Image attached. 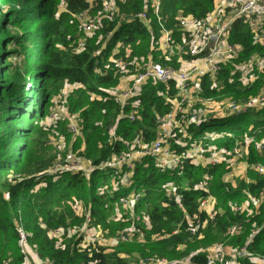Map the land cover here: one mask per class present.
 <instances>
[{
    "label": "trees",
    "instance_id": "1",
    "mask_svg": "<svg viewBox=\"0 0 264 264\" xmlns=\"http://www.w3.org/2000/svg\"><path fill=\"white\" fill-rule=\"evenodd\" d=\"M105 1H111L110 9L96 20L97 28L91 36H85L80 50L64 52L58 45L69 48L73 41L75 48L80 35L72 33L65 41L52 37L56 30L73 18L80 28L75 31L81 33L76 15L99 8L101 11V0H62L65 12L59 19L55 14L60 0H0V180L9 174L22 175L18 184L0 188V263L24 262L17 246L15 223L20 219L29 249L41 260L51 264H126L118 246L131 244L135 233L144 231L143 221L148 219L151 235L156 238L150 240L148 235L145 243L132 245L130 250L144 261H149L151 255V259L170 260L181 255L177 247L182 245L188 249L182 254L187 264H206L210 252L197 244L202 239L209 238L211 242L226 237L236 247L245 246L248 257L263 259L252 263L246 257L239 264H264V200L251 213L243 208L234 209L240 207L246 193L259 197L264 192V156L249 142L264 139V105L242 115H231L235 117L231 124L216 128L223 133L216 140L218 146L225 149L244 144L247 164H263L262 173L247 168L250 180L239 186L235 183V188L225 181L229 170L222 164L201 167L184 160L181 168L166 170L157 167L150 157H142L135 163L129 180L121 173L113 181L110 172L98 168L89 175L44 176L55 158L52 138L62 136L68 143L71 137L65 119L46 127L38 125V121L49 116L51 102L62 88L69 90L67 113L76 116L81 128L72 147L94 167L129 152L124 142L135 141L139 146L155 140L157 120L172 109L175 101L173 83L143 82L138 96L130 100L137 104L134 120L118 117L122 109L108 98V93L120 84L124 69L127 77H131L149 59L179 68L177 55L168 56L158 49L159 24L177 38L182 34L180 17L206 19L215 3V0H161L157 18L150 8H145V0ZM143 10L147 11V23L134 18ZM108 32L112 33L109 38ZM228 41L241 46V51L229 65L221 67L214 80L221 82L219 85L225 91L239 85L231 74L232 62L248 59L253 53L264 55V46L255 43L253 31L242 19L233 21ZM17 56L21 61L16 60ZM135 59L138 69L132 63ZM118 60L126 63L124 68L116 64ZM214 81L206 78L202 81L200 96L215 95ZM110 128L114 130L113 138L108 134ZM175 132L172 130L170 134ZM188 133L192 134V140L201 136L196 127ZM124 180L128 185L123 186ZM203 180L207 182V192L191 189ZM2 190L9 192L7 200L1 199ZM136 193L141 197L131 209L118 203L120 197L131 199ZM72 197L82 201L87 216L74 213L69 204ZM207 197H210L207 210L216 212L213 218L206 216V209L200 210V201ZM232 226L236 229L230 235ZM71 228L75 231L67 235ZM89 228L103 240L85 242L82 234ZM191 228H195L194 233ZM51 229H63L64 234L61 238L49 237ZM120 235L126 240H120ZM60 241L66 245H60ZM106 241L113 245L110 251L102 244Z\"/></svg>",
    "mask_w": 264,
    "mask_h": 264
},
{
    "label": "built area",
    "instance_id": "2",
    "mask_svg": "<svg viewBox=\"0 0 264 264\" xmlns=\"http://www.w3.org/2000/svg\"><path fill=\"white\" fill-rule=\"evenodd\" d=\"M102 1V9L94 17H91L88 11L79 12L76 15L81 29L84 33H91L97 28L96 20L103 18L110 9L111 1ZM161 0H152L151 13L159 18ZM142 23L148 22L147 11H139L134 15ZM235 19H242L253 31L255 41L264 39V0H215L212 12L208 18L200 21H194L190 18L180 17L178 19L179 29L182 31L177 38H174L170 31L159 24L160 36L158 40V49L168 55H177V60L180 62V67L175 68L171 65H162L158 62L148 60L140 69L131 77L123 74L120 77V84L111 88L108 93V98L113 99L120 106L122 112L119 118L126 117L128 120H134V111L137 108L136 102H131L133 97H137L140 90V85L146 80L153 83L166 84L172 82L175 89V101L172 109L163 117L159 118L158 133L154 141L150 143H141L135 145V141L131 144L124 142L128 151L124 155L114 157L102 161L98 166L94 167L91 162L83 157H79L77 151H74L72 144L80 136L81 128L74 114H68L66 108V98L68 89L62 88L56 98L51 102L49 111V125L56 123L58 120H66L67 130L70 133V141L64 140L62 136L57 139L52 138L53 152L58 155V158L48 170L43 172L44 176L58 177L65 173H83L89 175L94 169H102L110 172L111 180H115L121 173L123 178L130 179L136 162L142 157H150L155 165L161 169L177 170L181 168L184 160H189L191 164L201 167H213L219 164L224 165V168L229 170L228 176L241 167L252 168L258 173L263 172V164L256 163L248 165L246 162V150L238 144L230 148H221L217 145L216 140L222 138L223 133L217 132L216 128L206 129V121L213 119L228 118L231 115H242L245 112L258 108L264 105V94L252 103L250 101L242 102L241 104H232L228 109H224L217 114H209L200 116L196 112H192L194 103L191 101V91H196L198 95L202 93V81L206 78L213 81L222 66H227L230 62L239 56L241 46L232 44L228 41V33ZM111 32L106 34V37L111 36ZM82 45V44H81ZM80 45V46H81ZM191 58L189 61L184 58ZM134 62V61H133ZM132 62V63H133ZM264 62V58L262 59ZM258 69L264 72V64L259 65L256 62ZM118 66L125 67L126 63L121 60L116 62ZM264 92V90H263ZM207 99L202 95L197 97L199 103L205 102ZM130 108L128 112L126 109ZM225 114H228L225 116ZM223 116V117H220ZM212 120V119H211ZM192 127L201 130L200 138L192 140V134L188 130ZM172 130L176 132L170 134ZM108 134L113 138L114 130L110 128ZM229 135V134H228ZM252 142L254 150L264 156V139ZM174 144V146H172ZM180 148L183 150L180 151ZM82 150V149H81ZM248 182V180H246ZM123 186L128 185L124 180ZM44 186L43 182L39 183ZM171 189V185H168ZM233 182L231 188H235ZM188 189V188H186ZM191 189L202 190L207 192V182L201 181L193 184ZM228 190V187L225 188ZM141 197L140 193L132 194L131 199L124 196L120 197L118 203L124 208L131 209L133 204H136ZM176 195V200H178ZM264 200V192H261L259 197H254L246 193L244 203L235 211H239L250 202L252 205H259ZM210 203V197L200 201L201 209H206V216L213 218L215 211L207 210V205ZM71 209L76 215H86L82 201L72 197L69 202ZM140 220V217H136ZM89 221V218L87 217ZM17 228V246L20 253L23 255V264H51L47 260H41L36 253L31 251L27 245L26 233L22 227L21 220L16 221ZM235 226L229 229V234L235 232ZM74 228L67 230V235L73 233ZM191 232H195V228H191ZM64 234L63 229H51L48 231L49 237L61 238ZM97 232L93 228L87 229L82 238L85 242L102 241L96 236ZM67 237V236H66ZM120 240H126L124 235L119 236ZM218 245V244H217ZM213 246L207 256L206 264H232L231 258H246L250 254L245 246L236 247L230 253L226 252L222 245ZM217 246V247H216ZM145 264H187L180 261H172L167 259H150Z\"/></svg>",
    "mask_w": 264,
    "mask_h": 264
},
{
    "label": "rangeland",
    "instance_id": "3",
    "mask_svg": "<svg viewBox=\"0 0 264 264\" xmlns=\"http://www.w3.org/2000/svg\"><path fill=\"white\" fill-rule=\"evenodd\" d=\"M151 3L152 0H145V4L147 5L145 8L149 9L151 8ZM100 11V8L96 11H92L90 14L91 17H94L97 15V13ZM65 9H64V5L62 4V0H60V2L56 5V14H55V18L59 19L60 18V14L64 13ZM71 18V17H70ZM64 20H66L64 18ZM62 20V21H64ZM57 21V20H55ZM75 30H80L79 26L76 25V22L74 21L73 18L67 20V22L64 23L62 28H58V30H56V34L55 36H52L53 38H61L64 39L65 41H67L70 37V34L75 33L76 36L80 35V38L74 48V45L72 44L73 41H70V43L68 44L69 48H65L61 45H58L59 49H62L64 52H66L67 50L71 49H76L79 51V46L82 44L83 45V39L85 38V36H91L92 33H85L81 31V33H77ZM80 32V31H79ZM92 39V38H91ZM256 44L260 45V46H264V39H258L255 41ZM60 44V43H59ZM57 47V44H56ZM264 58V55H261L260 53H253L248 59L245 60H235L234 62H232L231 65V74L234 75V79L237 80V82L239 83L238 87L233 88L232 90H228L225 91L226 89L223 88V86H220L219 84H221V82H216L214 81L212 84L215 88V95L213 97H211L210 99H207L205 102L203 103H199L198 101H196L197 97H200V95H198V93H196V91H191L190 94L191 96V101L194 103L193 108H192V112H196L197 114H199L200 116L203 115H209V114H217L220 113V111L224 110V109H228L229 106H231L232 104H241L242 102H246V101H250L252 103H256V101L264 94L263 90H264V72L260 71L258 68V65L256 62H261L262 59ZM18 62L21 61V57L17 56L16 59ZM137 59L134 60L133 64L135 69H138L139 66L137 65L136 62ZM14 61V60H13ZM142 62H144L142 60ZM264 67V66H262ZM264 70V69H263ZM124 73L123 74H127L125 69L123 70ZM234 79L232 81H228L229 83L233 82ZM225 111V110H224ZM252 111H250L251 113ZM235 117H228V118H223V119H209L206 121V129H213V128H220V127H224V126H228L229 124H231V122L234 121ZM49 123L48 120V114L40 121H38V125L39 126H45ZM136 144V143H134ZM54 161L51 164L53 166L54 162L56 161V159L58 158V155L56 153H54ZM51 167V166H50ZM47 170V169H46ZM248 170L243 166L240 169L236 170L235 172L231 173L230 176H228L226 178V182L227 184H231V183H236L238 186L242 183V182H246V180H250L249 175H248ZM226 176V174L224 175ZM22 177L21 174L19 175H12L9 174L7 176H5L4 178H2L0 180V188H2V186L4 185H15L18 184L19 179ZM3 193L1 195V199L2 200H7L9 197V192L7 190H2ZM244 199V198H243ZM245 199L243 200L244 203ZM258 205H252L250 202H248V205L245 206L243 208V211L245 212L246 210H248L250 213L253 211V208H257ZM144 226L143 229L144 231L141 232H136L134 237L132 238V243L131 244H125V245H119L118 247L122 248V251L119 253L120 257L124 258L126 260V264H145L148 259L146 261H144V259H141L138 257V254L135 252H130L131 250V246L132 245H136V244H143L145 243V240L147 239V236L149 235L150 240L156 238L155 235H151V225L148 219H145L143 221ZM175 232V231H174ZM240 232V231H239ZM238 232V233H239ZM228 236H230L228 234ZM208 239H202L201 242L199 244H197V246H201L202 249H204L205 251H207V253H209L211 251V249L213 248V246L217 245L219 246L220 244L222 245V247L225 249L226 252L230 253L232 251V249H234L236 247V245H234L232 240H229L228 238H223L221 240H215V241H211L208 242ZM63 241V240H61ZM60 241V242H61ZM198 241V239H197ZM103 246L108 247V251L111 250L112 246L111 244L108 243V241L103 242L102 243ZM109 244V245H108ZM60 245H66V242H61ZM216 246V247H217ZM187 247L179 245L177 247V252L181 255L177 256V257H173L170 260L172 261H180L181 263H186L187 260H184V258H186L185 254L187 252ZM153 256V255H151ZM151 256L149 257V259H151ZM244 258H238V257H233L231 258L232 260V264H239L241 263ZM248 261L247 262H252V263H260V261H263V259L258 258V256H250L248 257ZM13 262V261H12ZM0 264H8L7 261H3Z\"/></svg>",
    "mask_w": 264,
    "mask_h": 264
},
{
    "label": "crops",
    "instance_id": "4",
    "mask_svg": "<svg viewBox=\"0 0 264 264\" xmlns=\"http://www.w3.org/2000/svg\"><path fill=\"white\" fill-rule=\"evenodd\" d=\"M262 63L264 64V62H262V61H261V62H259V65H261Z\"/></svg>",
    "mask_w": 264,
    "mask_h": 264
},
{
    "label": "water",
    "instance_id": "5",
    "mask_svg": "<svg viewBox=\"0 0 264 264\" xmlns=\"http://www.w3.org/2000/svg\"><path fill=\"white\" fill-rule=\"evenodd\" d=\"M228 115V114H225V116ZM220 117H223V116H220Z\"/></svg>",
    "mask_w": 264,
    "mask_h": 264
}]
</instances>
